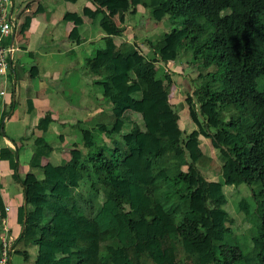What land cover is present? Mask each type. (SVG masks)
Instances as JSON below:
<instances>
[{
	"label": "trees",
	"instance_id": "obj_1",
	"mask_svg": "<svg viewBox=\"0 0 264 264\" xmlns=\"http://www.w3.org/2000/svg\"><path fill=\"white\" fill-rule=\"evenodd\" d=\"M100 1L105 10L122 12L120 24L138 5L149 8L157 22L166 15L183 21L162 35L164 43L151 57L138 62L130 43L114 41L124 26L100 6L83 9L91 19L100 16L105 36L89 60L113 84L104 96L115 119L109 127L82 129V148L73 146L60 164L42 163L54 145L35 139L30 169L41 176L30 184L18 175L16 150L0 149L12 179L23 187L15 215L21 230L7 263L18 253L31 257V264H264V207L255 202L264 199V89H256L264 74V0ZM63 18L73 21L76 14ZM69 38L79 40L77 28ZM181 50H190L192 61L207 70L200 73L201 95L218 104L212 117L219 120L221 139L209 135L222 160L214 180L200 172L205 155L198 137L186 134L169 101L173 78L163 65L175 63ZM144 100L155 114V130L135 124L123 131L132 123L126 112L142 114ZM235 104L256 124L249 135L243 133L244 116L226 119L221 113ZM50 122L46 115L38 127L45 130ZM241 184L255 186L252 198L245 194L236 205L244 222L254 225L248 251L225 241L231 232L226 223L234 221L227 211L229 193ZM248 215L257 221L251 224ZM0 216L5 217L1 198Z\"/></svg>",
	"mask_w": 264,
	"mask_h": 264
},
{
	"label": "crops",
	"instance_id": "obj_2",
	"mask_svg": "<svg viewBox=\"0 0 264 264\" xmlns=\"http://www.w3.org/2000/svg\"><path fill=\"white\" fill-rule=\"evenodd\" d=\"M97 6L121 25L119 19L122 12L105 10L104 2L100 0H12V28L4 40L12 44L14 53L9 72L0 78V149L8 147L16 150L18 175L22 183L30 184L41 176L40 172L30 169L35 139L44 137L54 145L42 163L56 165L70 158L73 146L82 148V129L97 125L105 127L106 122L111 119L112 123L115 119L111 103L104 96L113 89V84L110 79L104 78L103 67L96 69L90 63L95 51L102 47L105 34L98 24L100 16L91 19L84 15L83 9ZM66 13H75L76 18L73 21L64 20ZM27 19L29 25L24 28ZM73 27L77 28L79 40L69 38ZM126 32L127 29L122 35L114 36L116 44L130 43ZM119 38L123 39L120 43ZM142 51L138 52L141 55L139 60L135 51L134 57L138 62L146 59L145 48ZM95 64L98 66V63ZM180 79L176 85H181ZM172 85H175L174 80ZM28 101L32 103L30 111ZM104 114L105 119L110 117L106 122L103 121ZM127 114L132 123H128L123 131L135 124L140 125V121L132 118L136 113L127 111ZM46 115L51 117V122L43 130L38 123ZM150 116L149 112L145 118L152 124ZM142 124L145 126L144 120ZM156 127L157 122L153 130ZM12 172L8 162L0 159V198L4 210L8 208L5 217L0 216V232L8 229L15 240L21 230L15 215L23 204V187L12 179Z\"/></svg>",
	"mask_w": 264,
	"mask_h": 264
},
{
	"label": "rangeland",
	"instance_id": "obj_3",
	"mask_svg": "<svg viewBox=\"0 0 264 264\" xmlns=\"http://www.w3.org/2000/svg\"><path fill=\"white\" fill-rule=\"evenodd\" d=\"M125 18L124 23H121V25L127 29L125 35L126 37L128 35L130 43L134 44V46H132L135 47V51H137L135 55L137 60L141 57L138 52H141L142 48H145L147 52L145 53V57L148 58L149 53L152 55V49H158L163 45L164 41L162 40V35L165 32L170 31L172 28L180 27L181 21H183V18L173 19L166 15L163 20L157 22L152 19L149 8H145L142 5H138L136 7V12L134 14L127 13ZM139 26H141V28H139ZM140 36L141 38L137 40ZM122 40V38H119L118 43ZM191 57L192 53L190 50H181L175 63L173 62L163 67L165 71L171 73V76L175 81V85H170L169 101L172 105V109L179 117L181 126L185 128L188 135L198 137L200 150L205 155V158L198 163L200 172L205 176V178L214 180L216 179L215 177L219 178L220 176V166L222 164V160L217 149L212 146L209 135L213 134L218 140L221 139V132H219L218 127L219 120L212 117V113L218 111L219 108L218 104H210L209 102H205L202 98L200 86L203 79L200 77V73L205 74L207 70H200L199 64L194 63ZM144 59L145 58H143V60ZM0 78L4 77L0 76ZM205 78L207 79L208 77ZM178 79L181 80V85H176ZM196 89L200 90L198 94H195L194 92ZM256 89L257 91L264 89V74L257 78ZM143 108L144 112L142 114L136 113L132 118H134L135 121H140V125L142 124V120H144L145 126L148 127L149 123L150 126L148 129L153 130L156 125L155 114L148 106L147 101L145 103L143 101ZM149 112L152 115L150 116L152 124L150 121L146 122L145 117H148ZM242 112L243 108L241 105L235 104L230 110L222 111L221 113L226 116V119H229V117L232 116L235 117L238 114L242 115V117L244 116L242 124L243 133L244 135H249L253 130H255L256 124L248 113L242 114ZM104 117L105 114L103 115V121L105 122L110 118L108 117L105 119ZM108 122H106L107 124H105V127H109L114 121L111 123L110 119ZM78 137H80V135H78ZM185 168L186 167L183 166V169ZM253 188L255 189V186L250 188L241 184L235 189V191L231 189L229 193V203L227 205L228 209L226 208L227 211H229L228 213H232V217L234 216V221L232 222V220H228L226 223L227 226L231 227V232L226 235L225 241L227 243L238 244L244 251L250 250L252 244L251 237L255 233V229L251 227L254 225H247L244 222L242 219L244 215L241 211L237 210L236 205L239 197H242L245 194L246 197L251 199ZM255 202H258L262 207H264L263 198L256 197ZM48 217L49 214L46 213L45 219H48ZM246 218L251 222V224L257 221L253 215H248ZM4 227L7 228L6 226ZM1 228L2 227L0 226V229ZM1 235L9 236L8 229L7 231L2 229ZM19 244L20 243H18L15 248H18ZM27 261L28 260L25 259L22 254L12 253L13 264H31L32 258L30 257V260L28 262ZM182 263L183 260L180 264ZM150 264L153 263L151 262Z\"/></svg>",
	"mask_w": 264,
	"mask_h": 264
},
{
	"label": "built area",
	"instance_id": "obj_4",
	"mask_svg": "<svg viewBox=\"0 0 264 264\" xmlns=\"http://www.w3.org/2000/svg\"><path fill=\"white\" fill-rule=\"evenodd\" d=\"M12 0H0V76H4L9 72L11 61L13 58L14 47L11 43H4V39L11 33L12 20L11 11ZM8 210V208H5ZM7 231V229H6ZM0 235L2 251L0 252V264H8L10 252L14 238L12 235Z\"/></svg>",
	"mask_w": 264,
	"mask_h": 264
},
{
	"label": "clouds",
	"instance_id": "obj_5",
	"mask_svg": "<svg viewBox=\"0 0 264 264\" xmlns=\"http://www.w3.org/2000/svg\"><path fill=\"white\" fill-rule=\"evenodd\" d=\"M6 210V209H5Z\"/></svg>",
	"mask_w": 264,
	"mask_h": 264
}]
</instances>
